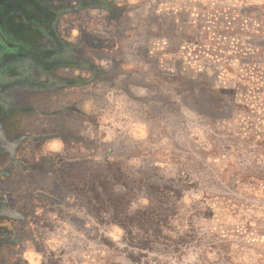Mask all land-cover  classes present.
Segmentation results:
<instances>
[{
    "label": "rangeland",
    "instance_id": "374dc122",
    "mask_svg": "<svg viewBox=\"0 0 264 264\" xmlns=\"http://www.w3.org/2000/svg\"><path fill=\"white\" fill-rule=\"evenodd\" d=\"M170 1H132L102 64L114 77L76 94L64 118L65 103L46 111L62 142L40 145L23 180L55 201H39L31 264H264V0ZM102 172L130 212L155 198L147 185L180 189L165 231L190 243L140 251L107 213L98 223L79 191Z\"/></svg>",
    "mask_w": 264,
    "mask_h": 264
},
{
    "label": "flooded vegetation",
    "instance_id": "af4514ba",
    "mask_svg": "<svg viewBox=\"0 0 264 264\" xmlns=\"http://www.w3.org/2000/svg\"><path fill=\"white\" fill-rule=\"evenodd\" d=\"M131 8L126 0H0V264H31L26 241L35 240L39 201L55 203L23 184L36 173L30 158L38 147L62 142L55 113L46 111L65 103L64 118L81 102L76 94L102 74L114 77L102 64L117 50ZM110 22L118 32L108 42Z\"/></svg>",
    "mask_w": 264,
    "mask_h": 264
},
{
    "label": "trees",
    "instance_id": "16d2710c",
    "mask_svg": "<svg viewBox=\"0 0 264 264\" xmlns=\"http://www.w3.org/2000/svg\"><path fill=\"white\" fill-rule=\"evenodd\" d=\"M103 172L110 171L109 162H105ZM88 174V179L83 182V190L79 191L83 195L92 196L94 205L91 207L96 213L95 220L98 223L104 222L105 218L100 217L102 213H107L110 223L118 226L127 239L129 245L140 251H152L155 243L168 241L170 251L178 253L180 247L190 243L186 234H177L172 237L169 232V223L176 213V207L172 200L180 198L182 191L172 186L147 185V189L156 194L155 198L148 201L147 205L133 212L129 211L130 200L126 195H117L111 191L112 183L116 184L119 180L115 176L107 178L106 175ZM173 207V208H172ZM135 232L139 237L133 236ZM163 251H166L164 249Z\"/></svg>",
    "mask_w": 264,
    "mask_h": 264
},
{
    "label": "crops",
    "instance_id": "0c3cea01",
    "mask_svg": "<svg viewBox=\"0 0 264 264\" xmlns=\"http://www.w3.org/2000/svg\"><path fill=\"white\" fill-rule=\"evenodd\" d=\"M130 3H128V4H131L132 3V1H133V3H139V2H141V1H143V0H128ZM144 1H147V0H144ZM173 1H175V0H172V1H170L171 3H173ZM179 1V0H178ZM177 1V2H178ZM148 2H152V0H148ZM170 3V4H171ZM175 3V2H174ZM131 5H134V4H131ZM171 6H172V4H171ZM175 14L173 13L172 14V21H171V25H173V26H175L176 28L178 27V20L176 19V18H174L175 16H174ZM116 26H115V24L113 23V22H110V24H109V28H108V31L109 32H106V33H104L103 32V34H105V36L104 37H107V41L108 42H111L110 41V39H111V37L112 36H115L114 34L115 33H117L118 32V30H116V28H115ZM107 31V30H106ZM114 33V34H113ZM106 35H108V36H106ZM181 51L183 50V48L182 49H180ZM180 51V52H181ZM57 142H52L51 144H54V145H58V143L56 144Z\"/></svg>",
    "mask_w": 264,
    "mask_h": 264
}]
</instances>
